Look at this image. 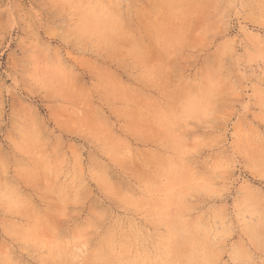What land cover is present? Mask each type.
Here are the masks:
<instances>
[{
	"label": "rangeland",
	"instance_id": "obj_1",
	"mask_svg": "<svg viewBox=\"0 0 264 264\" xmlns=\"http://www.w3.org/2000/svg\"><path fill=\"white\" fill-rule=\"evenodd\" d=\"M73 2L82 5L75 15L87 36L86 51L64 53L75 75L42 67L40 86L22 93L32 103L14 108L21 95L17 73L30 53L47 56L35 40L26 39L46 15L44 0H0V147L19 148L21 159L31 163L23 175L34 177L23 195L3 182L0 169V238L7 234L13 243L12 257L24 255L20 250L28 245L21 241L27 236L45 247L36 249L37 257L24 258L79 264L84 241L57 239L39 215L41 207H55L78 191L87 193L74 205L79 218L107 214L99 232L89 226V236H104L105 251L83 257L94 264H224L233 258L242 262L247 251L259 256L264 237V201L258 195L264 185L261 0ZM250 47L257 51L256 63L248 64L252 73L241 62ZM177 51L183 52L179 59ZM212 61L234 65L242 95L234 94L230 82L210 76L206 66ZM178 63L182 71L176 76ZM21 131L22 143H8ZM205 153L213 156L211 172L220 177L219 188L195 183L185 164ZM92 157L106 170L122 173L126 195L115 200L105 195V177L89 171ZM227 175L233 179L226 186ZM190 187L211 189L205 213L192 219L185 203L192 197ZM225 190L227 197L218 204V193ZM192 202L205 206L199 194ZM177 228L187 232L186 239ZM161 229L171 232V246L149 248ZM237 246L246 251L233 257ZM6 257L0 248V264Z\"/></svg>",
	"mask_w": 264,
	"mask_h": 264
},
{
	"label": "snow or ice",
	"instance_id": "obj_2",
	"mask_svg": "<svg viewBox=\"0 0 264 264\" xmlns=\"http://www.w3.org/2000/svg\"><path fill=\"white\" fill-rule=\"evenodd\" d=\"M82 5L74 3L73 0H52L51 3L48 0H44L42 10L45 11L46 19L39 30H29L30 36H26V39L35 40L39 45L40 51L47 53L46 57H41L40 52L30 53V59L23 65L17 75L21 78L18 91L21 93L17 97L20 101V105H13L14 108L25 107L27 108L30 103L29 98L25 97L22 93L32 91L35 87L40 86V70L46 68L48 70H55L60 74L67 75L71 73L75 75V65L69 63L64 56L67 52H76L79 54L82 51H86L87 36L83 30L77 24V17L75 12ZM241 7H247V5H241ZM261 21L264 23V0H261ZM259 50V64H260V75L261 81V96L264 97V31L261 32ZM257 51L255 48H249L248 53L241 54V62L244 63L245 72H255V68L249 69L248 64H255L256 61L252 60V56L256 55ZM183 55L182 51H177L175 56L179 59ZM207 70L210 76H219V78L230 82L233 92L235 95L243 94V82L240 79H236V73L234 72V65L228 64L225 66L224 63L219 65L212 61L207 66ZM173 71V69H170ZM182 71V65L177 64L174 69L176 76H179ZM159 99V97H157ZM7 111V109H6ZM7 123V120H5ZM23 132L21 131L18 135H15L8 141V143L15 142L17 145L22 143ZM261 138L264 139V130L261 132ZM19 148L16 152H13L8 144H3L0 147V169L3 171V182L7 185L15 187L21 194L28 195L26 191V182L32 183L34 177H26L23 175L25 169L31 168V163L27 160L21 159L18 155ZM92 163L89 165V171L93 175H99L105 177L104 193L109 196L112 200L118 199L120 195H126L129 189L126 186V182L122 173L118 170H106L103 167L102 162L97 161L95 157H92ZM213 162V156L211 153H205L203 157H193L192 159L185 160V164L193 170V180L195 183H208L209 185L219 188L217 180L219 176H213L211 172ZM148 167H151L150 163L146 162ZM202 178V179H201ZM233 177L227 175L225 178V185L231 183ZM247 187V186H244ZM119 189L117 195H113V192ZM255 194L254 188L249 189ZM211 189H197L189 188V192L192 193V197L185 203L189 206L191 215L189 219L194 218L201 213H205L207 208L206 195ZM199 194L200 198L205 200V206L196 207L192 200ZM217 195V193H213ZM139 196V194H136ZM219 201L218 204H222L223 200L227 197V191L218 193ZM259 198L264 201V185H261V189L258 193ZM87 196L86 192L69 193L68 196L62 197L61 200L56 202V206H49L48 208L41 207L39 215L44 218L46 225L49 229L57 234V239L61 241H73L83 240L84 243L80 249L81 256L78 258L79 264H94L93 261L85 260L83 257L91 254H100L105 251L104 248V236L98 235L95 239L88 235L89 226L96 225L95 231L99 232L101 227L100 220L106 218L107 214L103 211H97L96 213L89 215L87 219H81L77 216L79 211V205ZM241 198V192L237 190L235 192L234 199L239 201ZM222 210V209H221ZM187 215V213H186ZM176 232L182 238H187V232L183 228H177ZM22 244L28 245L22 247L21 252L24 255L19 258L12 257V253L15 251L13 243L4 234L0 238V248H3L7 252V257L4 264H43L42 261L32 258H24L25 255L28 257H37L40 253L36 251L39 249L44 250V245L39 242H34L30 237H25ZM145 243H147L145 241ZM167 244L171 246V232H166L163 229L159 230L153 242L149 245L152 247H163ZM240 251H246L240 249L238 246L232 252L233 257ZM73 264H77V261H73ZM107 264H117L116 261H107ZM224 264H264V237H262V244L260 248V255L257 256L254 252L247 251L246 258L241 262L233 258L232 260L225 261Z\"/></svg>",
	"mask_w": 264,
	"mask_h": 264
}]
</instances>
